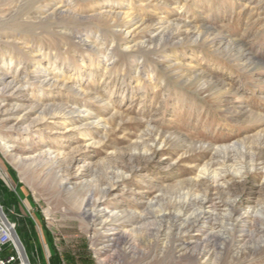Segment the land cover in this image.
<instances>
[{
    "label": "rangeland",
    "instance_id": "1",
    "mask_svg": "<svg viewBox=\"0 0 264 264\" xmlns=\"http://www.w3.org/2000/svg\"><path fill=\"white\" fill-rule=\"evenodd\" d=\"M5 1L0 0V44L19 36L33 40L45 54L40 63L46 70L56 64V74L72 77L90 93L81 104L102 124L76 127L75 122L67 128L50 118L41 138L0 128V145L9 140L17 148L51 146L66 157L60 166L29 163L0 146V204L28 254L52 264H264V0H54L73 4L85 18L51 30L18 26L42 11L37 0H16L14 6ZM109 9H130L135 18L109 22L104 16ZM168 20L185 22L190 30L177 44L164 45L160 38ZM4 53L5 69L10 54ZM169 59L179 68L167 67ZM70 94L54 96L60 103ZM113 172L124 177L108 199L118 210L141 215L117 230L134 229L130 244L93 236L99 226H90L82 213L84 191L60 183L69 174L97 196ZM206 195L216 204L234 201L236 216L248 211L254 218L244 231H230L215 227L219 221L210 216L187 235L188 249L177 252V232L184 233L199 214ZM181 206L186 207L178 216L181 229L158 236L161 224Z\"/></svg>",
    "mask_w": 264,
    "mask_h": 264
},
{
    "label": "bare ground",
    "instance_id": "2",
    "mask_svg": "<svg viewBox=\"0 0 264 264\" xmlns=\"http://www.w3.org/2000/svg\"><path fill=\"white\" fill-rule=\"evenodd\" d=\"M15 1L16 0H10L9 5L14 6L13 3H15ZM53 1L54 0H37L35 2L36 4L35 3L34 4L37 6L36 8L42 10V11L38 10L39 15H36V16H34L35 14L32 15L30 10H29V12L26 13L27 15H32V16H30L31 19L34 18L37 21L33 20V19H32L33 21L31 19H26V20H22V21L19 20V25H18L19 28H22L23 26H25V24H31V25L36 24V25H38V26L40 25L46 29L50 28V30L52 29V26L54 27V25L59 26L60 28H67L68 29L67 23L70 24V21H73V19H76V20L80 19V21H81L82 18L83 19L85 18L84 16H82L81 14L76 12L77 9L74 8L73 4H70L68 2L67 3L59 2L58 4L54 5L51 3ZM206 2H207V0H206ZM85 3H87V2H85ZM34 4H32V5H34ZM128 4H129V8L135 7V6L132 7V5L130 3H128ZM3 5H5V4H3ZM15 5L18 6V4H15ZM29 6H30V4H29ZM158 7H160V6H158ZM44 8H46V9H44ZM123 8H124V6H123ZM141 8H143V7H141ZM1 10H2V8L0 6V11ZM105 10H107V9H105ZM101 11H103V10H101ZM105 12H106V15H104V16L105 17L107 16V19L109 18L108 19V20H110L109 22H116V20L118 21V19L120 22L127 21V20L132 21V19L135 18V16L133 18L134 13L132 11H130V9H128V10L126 9L125 11H122V10L114 11V10L109 9L108 11H105ZM95 15H93V16L96 17L97 15L96 16ZM98 17H99V15H98ZM18 18H20V17H18ZM27 18H29V16ZM138 18H140L139 21H141V22L144 21L143 18H141V17H138ZM136 19H137V17H136ZM174 19H176V18H174ZM8 20H9V18H8ZM158 20H160V19H158ZM158 20H156V21H158ZM186 26L187 25L185 22H182V21L175 22L173 20H168V21H166V24L164 26H161L160 33L162 32V35H161V37L158 36V38L160 37L163 40L164 45H167V44L171 45V44H175V43L177 44L175 39L181 37L180 35H182V33H186V34L190 33L189 28H186ZM72 30H74V29H72ZM146 30L147 29H145V31ZM14 31L18 35V32H16V30H14ZM131 33H132V31H131ZM29 34H30V32H29ZM153 36H155V35H153ZM157 41H158V39H157ZM1 42L2 43L0 45L3 47V49L0 50V54L5 55L4 52H6V53L8 52L10 54V56H9V64L6 66V68L4 69L3 67L0 66V128H7V131L9 132L10 135L12 134V132H16L15 134H17L21 138H24L26 136H32V134H36L38 138H41L44 135V133L42 131V126L45 125L44 123L46 122V120H48L50 118H51V120H54V122L56 120L63 121L62 125H64L65 127L68 126L67 128H70L69 126H71L75 122L79 123L76 125V127L90 126V125H94V124L99 126L100 121H101L99 118H101V117H99V115L96 114L94 111L93 112L89 111L88 107L83 109V106H86V105L81 104V102L83 101L82 99H84V98H90L91 99L92 98V97H90L91 96L90 93H88L86 89L81 87V85H77L78 82H76V80H74L75 82L74 81L72 82L71 81L72 77L67 78L64 75L56 74V72L54 71L57 68L56 64H54L52 66L51 71L46 70L47 68L45 69L40 63L41 59L43 58L42 56H44L45 54L41 51V49H40L41 47L37 48L35 46L33 40L25 39V38H22L19 36V37H17V39L6 38L5 40H1ZM142 42H143V40L141 41V45H142ZM148 43H149V41H148ZM130 46H132V45H130ZM94 48H95V46H94ZM143 48H145V47L143 46ZM37 58H39V59H37ZM102 59H104V58H102ZM172 59H169V61H168L169 65L166 64V66L179 68L180 64L177 62H173ZM12 60H15V65H12V62L14 63V61H12ZM47 60H50L49 56H47ZM70 60H71V58H70ZM171 62H173V63H171ZM76 70H78V69H76ZM137 70L139 72L140 68H138ZM178 72H180V71H178ZM62 91L63 92L67 91L68 93H71L70 94L71 97H69V99H68V97H66L65 99L61 98L63 100V102L59 101L60 103H58V102H56V100H58L60 98L54 96V94L57 92L62 93ZM33 114L35 116L30 118V116ZM94 118H96V119H94ZM101 125L102 124H100V126ZM47 127H49V126H47ZM53 128H56V127H52V129ZM160 142L162 143V141H160ZM156 144L158 145V143H156ZM0 146L12 158L17 159L19 161H23V162L28 161L29 163H33V162H38L40 160H44L45 162L57 163L59 165V163H62V161H64V159L66 158L64 153L61 152L60 149L54 150L51 148V146L47 147L46 149H42V148L34 149V148H32V146H29L28 149H26L25 147L24 148H21V147L17 148V145H15L14 143H10L9 140L2 141ZM27 150L31 151L32 153L28 156H23L22 152L27 151ZM110 175L111 176L107 179V181L105 182V185L103 187H101L100 189H97V193L99 192V194L97 196H95V193L93 191L91 192V190L89 189L90 187H88V185L85 182L81 181L78 184L75 182L73 183L72 182L73 178H72V176H69V174L68 175L67 174L62 175L60 183L64 184V186L68 185V189H73V190L75 189L76 191L79 190L82 193L84 191V194L81 198V206H83L82 207V210H83L82 213H83L84 217L87 218V221L89 222L90 226H93V227L99 226V227H97V229L94 230L93 236H98L99 234H103V237L105 238L104 239L105 242H110L112 240L115 241V239L116 240L118 239V240H122L124 243L130 244L131 238H134V236H135V235L133 236L131 233V232H133L134 229L133 230L131 229V231H127V230L125 231L124 230V231H118V232H117V230H119L120 228L126 229L124 227L134 225V223H136L140 219L141 215H138V214L131 215L130 212L128 214L124 210L123 211L118 210L119 206L117 205L116 201L108 199V196L112 193L114 186L117 184L118 179L124 177L123 175H118L117 173H114V172ZM182 206L178 208V210L176 211L177 213L175 215H173L172 217L170 216L171 218H169V221L165 222L164 225H162L160 223L161 226H163V227L158 230V233H159L158 236L167 235L166 229H170L171 231L173 229H175V230L181 229V224H180L181 222L179 221L180 219L178 216H180L181 214L183 215L186 211V207H182ZM0 207H1V211L4 213L3 207L2 206H0ZM213 207L214 208H221V210H224L225 213H223L222 215H219L218 213H217V215H209L211 213L208 210H209V208H213ZM199 208H200L199 214H197L196 217L188 223L187 228L185 227L186 229H185L184 233H181V231H179V232L176 231L177 236L175 234L176 239L174 240V242L177 241V244H176L177 252H182L183 250H186V248L188 247L187 241L185 242V240L188 238L187 235H190V233L196 231L197 228L200 226L199 225L200 223L203 224V223L209 222L210 216H214V217H212V219H216L219 221L215 227H218V225H221L223 228L229 229L230 231L235 230V228H237V227H241V229L239 231H244V227H246V223L250 222L248 220H250V218H254V214L253 213L251 214L248 211H246L244 213L243 218H241L242 216H240V217L236 216L237 208L235 206L234 201H230V202L219 201L218 204H216V203L210 201V199H208L207 195L204 196L203 198H201ZM261 221L264 222V216H263ZM215 227L213 225V228H215ZM135 229H136V227H135ZM212 233L213 232H211L210 234H212ZM133 234H134V232H133ZM251 234H252V231L250 230L249 235H251ZM212 235H217V233H213ZM18 237H19V235H18ZM21 242H22V240H21ZM191 242H192V240H191ZM102 244H104V243H102ZM25 252L28 254L27 250H25ZM192 253L193 252H191V254ZM201 254H202V251H199L198 253H196L195 257H199ZM207 256H205V257L207 258ZM207 260H209V257L207 258Z\"/></svg>",
    "mask_w": 264,
    "mask_h": 264
},
{
    "label": "built area",
    "instance_id": "3",
    "mask_svg": "<svg viewBox=\"0 0 264 264\" xmlns=\"http://www.w3.org/2000/svg\"><path fill=\"white\" fill-rule=\"evenodd\" d=\"M25 250V248H24ZM26 253V252H25ZM29 264H52L48 260H37L26 253ZM0 264H24L18 249L13 242L8 226L0 218Z\"/></svg>",
    "mask_w": 264,
    "mask_h": 264
},
{
    "label": "water",
    "instance_id": "4",
    "mask_svg": "<svg viewBox=\"0 0 264 264\" xmlns=\"http://www.w3.org/2000/svg\"><path fill=\"white\" fill-rule=\"evenodd\" d=\"M1 206V204H0ZM0 218L4 221V223L8 226L9 231L11 233V237L13 239V242L15 243L18 252L20 254V256L22 257L24 264H29L28 259L26 257V253L23 247V244L20 240V238L18 237V234L16 232V229L10 224L9 220L6 218V216L4 215V213L1 211V207H0Z\"/></svg>",
    "mask_w": 264,
    "mask_h": 264
}]
</instances>
